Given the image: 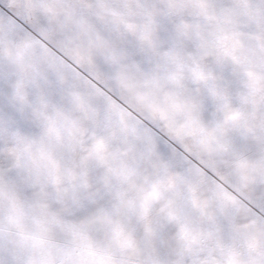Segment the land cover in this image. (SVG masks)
<instances>
[{
  "label": "rangeland",
  "instance_id": "374dc122",
  "mask_svg": "<svg viewBox=\"0 0 264 264\" xmlns=\"http://www.w3.org/2000/svg\"><path fill=\"white\" fill-rule=\"evenodd\" d=\"M0 264H264V0H0Z\"/></svg>",
  "mask_w": 264,
  "mask_h": 264
}]
</instances>
